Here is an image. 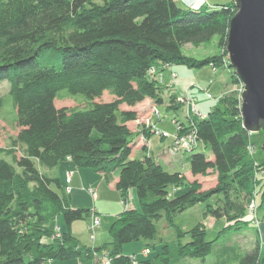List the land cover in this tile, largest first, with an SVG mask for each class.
I'll use <instances>...</instances> for the list:
<instances>
[{
	"label": "trees",
	"instance_id": "obj_1",
	"mask_svg": "<svg viewBox=\"0 0 264 264\" xmlns=\"http://www.w3.org/2000/svg\"><path fill=\"white\" fill-rule=\"evenodd\" d=\"M235 12L233 0L199 9L182 8L175 0H0V84H9L7 97L19 128L14 147L0 149L12 159L0 158V264L72 259L101 264V256L110 264H139L123 254V245L140 240L147 241L144 248L150 253L158 243L163 250L142 264H187L212 255L214 241L206 240L201 224L186 232L178 229L177 238L186 241L177 239L174 253L158 231L161 218L170 226L176 214L213 198L205 216L226 218L233 226L252 222L246 209L255 189L264 203V161L252 158L254 145L242 124L238 96L228 94L204 117H187V124L174 118L183 131H197L199 142L191 152L202 146L210 153L190 154V173L216 176L214 187L201 191L194 180L181 195L174 194L185 183L181 171H167L150 156L131 159L136 142L129 123L139 117L126 109L145 99L161 103L164 87L157 69L172 65L199 68L224 60L231 84L239 85L226 54L196 59L181 51L184 43L198 46L213 37L226 48ZM104 92L113 98L94 102ZM77 95L90 102L85 107L54 104ZM176 99L169 97L173 109L179 108ZM150 132L147 127L141 131L145 137ZM66 159L109 182L118 171L114 188L122 201L135 192L139 207L123 206L109 227L111 241L99 247L83 246L70 231L90 210L72 208L59 180L42 172ZM259 170L263 175L255 176ZM57 216L66 229L44 242L42 237L56 233L46 225ZM229 249L217 252L226 258L221 264L228 263ZM245 262L264 264V254L256 249Z\"/></svg>",
	"mask_w": 264,
	"mask_h": 264
},
{
	"label": "rangeland",
	"instance_id": "obj_2",
	"mask_svg": "<svg viewBox=\"0 0 264 264\" xmlns=\"http://www.w3.org/2000/svg\"><path fill=\"white\" fill-rule=\"evenodd\" d=\"M181 51L186 56L196 58V59H204L206 57H210L213 55H227L226 48H223L222 46L218 45L217 37H213L211 40H209L206 43H202L198 46L193 45L192 43H184L181 46ZM223 59V57H222ZM229 62V61H228ZM228 64L222 60V63L219 65H213V64H206L199 68L195 67H188L185 65H180L179 67V73L178 78L181 80H185L186 86L183 89L182 92H180L181 95H179V98H183V93H187L188 88L190 86H193L199 91L207 90L211 96H207L209 98L212 97V99H203V96L200 94L198 96V104H197V110L200 111L203 116H205L209 111H211L214 107L219 106L220 99L227 96L228 94H234L237 96V88H239L238 85L231 84L230 81V70L227 66ZM171 67V66H169ZM228 67V68H226ZM217 70V71H216ZM160 76V75H159ZM224 80L228 82L226 86H224ZM215 83L214 85H210L211 83ZM196 83V84H195ZM219 83L223 86L225 92L218 97V90L217 87L219 86ZM199 85V86H198ZM202 89H201V88ZM8 91H9V84L7 82H3L0 84V99L3 101V106L0 108V149L3 148H13V142L16 139V136L18 134L19 128L15 125L13 122V116L11 112V106L8 101ZM204 92V91H203ZM194 94H197V91L193 92ZM163 98L161 103H154L155 105H158V108L160 110V113L164 115V122L161 123V127L165 129H169L171 127L170 122L173 123V117L180 118L181 121H185V118L190 115L194 119H198V115H195L191 111L190 106H186V104L182 105L180 108L173 109L172 106L165 107V104L168 102V95L167 93H162ZM207 95V94H206ZM192 97V96H189ZM218 97V98H213ZM113 97L109 95L108 92H104L103 95L100 98L94 99V102H108ZM195 100L196 98L193 97ZM164 99V101H163ZM241 102V97L239 98ZM90 100L85 98L82 95H77L73 99H61V100H55L54 104L57 108L60 107H85L87 103H89ZM177 103V102H176ZM175 103V104H176ZM144 103L141 105L138 111H144V108H147L143 115L141 116V119L134 125H131V128L135 130L136 127L139 126H153L152 128V135H151V146H153V149H156L160 146V143H163L161 138H165L164 144L168 143V140H166V136L163 134V130L157 129L156 124L151 120L149 108L146 107ZM170 104V103H169ZM172 104V103H171ZM178 104V103H177ZM152 106V105H151ZM178 105H176L177 107ZM150 107V106H149ZM153 107V106H152ZM152 109V108H151ZM157 110V108H153L151 111V114L154 115V110ZM156 117V115H154ZM175 125V124H174ZM177 125L174 128V133L177 131ZM167 133V132H166ZM169 137L171 136V133H168ZM172 135V136H173ZM144 136V135H143ZM160 136V137H159ZM133 142H136L137 136L136 134H133L132 137ZM173 140V138H172ZM251 142L254 145V152L252 153V158L256 160L257 162H263L264 161V153L261 149L262 144L264 143V131L259 130L258 132L251 133ZM253 145L251 147H253ZM21 147L18 144L15 147L16 154L19 155L21 152ZM196 152H204L205 154H210L208 151H205V149L200 146L198 149L194 150L193 152H185L183 155H185V158L182 160L183 167L179 166V169L182 171L183 179L185 180L184 185L178 186L177 189V195H181L185 193L188 190V185L193 182L194 180L198 181L201 185V191L208 190L215 186L216 184V176L215 174H208L206 176H193L191 173L184 174L183 170L187 171L186 169H189V163L187 162V157ZM143 150L135 148L132 151L131 159H140L143 155ZM0 158L5 159L6 161L12 163V159L10 155L0 154ZM255 161V162H256ZM257 167V163L255 164ZM81 169V168H80ZM88 170L90 176L82 178L74 177L73 183L71 185H68L64 187V195L66 196L68 203L70 206H72L74 209L82 208V209H88L92 208V198L95 200L97 195L95 197H92L91 193L89 192L90 189L96 190L97 193H99L100 199L99 201V207L94 210L98 215L100 216L101 221V231L103 232V239L102 244L106 242H110V234H109V227L110 223L108 221V218H106L107 215H104L105 213L108 214L109 212L115 211V207L117 203H113L114 197L117 196V193L115 190H111L106 192L105 190H98V175L94 174L92 170L89 168H82ZM43 172H46V169H42ZM259 175H263V171L259 170L257 171ZM72 174L71 171L66 172V179L70 177ZM94 174V175H93ZM114 176L118 175V171H116ZM96 176V177H94ZM100 180L101 177H100ZM104 182H106L104 180ZM68 183V182H67ZM107 183V182H106ZM86 189V190H85ZM170 192H173L172 188H169ZM255 190H253L254 192ZM91 195H89L88 193ZM256 195L255 197H251V200L248 202V204L256 203V209H257V217L259 219L258 226L256 224L245 223L240 225H231L232 223H229L226 218H214L210 215L205 216L204 213L206 212L207 205H213L215 200L213 198L208 199L205 202H200L186 210H184L181 213H178L173 218V224L168 225L164 218H161L157 222L158 231L161 233V237L164 238L167 243L172 244L173 247L171 249H175V252L177 251V239L180 240L182 243H185L186 240L185 237H179L177 238V232L176 230H181L182 232H186L193 227H195L198 224H201L204 226L205 232H206V240L208 241H214L213 248H212V255H209L206 257L204 261H201L200 259L196 260H188L187 264H221V260L223 257L217 256V252L220 253L221 248L224 246H228L230 248V254H229V261L226 264H249L245 262V258L247 255L254 254L256 252H259V254H264V203L262 205L261 203V197L260 194L257 192H254ZM131 198L127 197L125 201H123L127 208L136 207L138 208V201L135 195L134 190L130 191ZM253 198V199H252ZM129 200V201H128ZM118 203V209L122 210L123 206L125 204H122V199L117 198ZM247 204V205H248ZM250 206V205H249ZM101 209V210H100ZM247 210V209H246ZM91 213V212H90ZM88 217L82 220L74 221V227H73V234L83 246L90 247L93 243V239L97 237V227L94 228V230L91 232L90 229H88V226L90 222L87 224ZM87 224V225H86ZM59 225L60 229H64L63 225V218L62 216H57L53 220L49 221L46 225L49 229H55L56 226ZM96 229V231H95ZM59 235L58 230L56 229V233H53L51 237H42L41 240L44 242H50L53 239H55ZM147 241H137V242H131L128 244L123 245V249L126 254L130 256H134L137 258V260L140 262L139 264H142L141 262L145 261L146 259L152 258L154 255L161 253L163 251L161 249L160 243H158L155 247V249H151V253L149 250V254L147 256L143 255L144 247L146 246ZM101 243V242H97ZM101 245V244H97ZM171 253L172 250H171ZM102 257V256H101ZM101 259V258H100ZM226 258L223 259V261ZM74 261V260H73ZM55 262V261H52ZM50 264L48 261L42 263V264ZM75 264V263H72Z\"/></svg>",
	"mask_w": 264,
	"mask_h": 264
},
{
	"label": "crops",
	"instance_id": "obj_3",
	"mask_svg": "<svg viewBox=\"0 0 264 264\" xmlns=\"http://www.w3.org/2000/svg\"><path fill=\"white\" fill-rule=\"evenodd\" d=\"M175 1L182 8H185V9H199V8L206 7V6L210 7V6L222 5V4L228 3L231 0H175ZM179 67H181V66L180 65H172L171 67H166L165 69H157L158 74L161 76V79H160L161 86L164 87V91L163 92L167 93L168 99H169L170 96H173V97L177 98L179 95H181L180 92L183 91V89L185 88V86L187 84V83H185V80H181V79L178 78ZM173 73L176 75L175 77H172ZM214 84L215 83L213 82L210 85L212 86ZM227 84H228V82L226 80H224V86H226ZM202 90L204 92L203 91H199V89H197V88H195L193 86H190V88H188V90H187V93H183V94L186 95V96L195 97L196 98V107H197L198 100H199L198 96L200 94L203 96V99H207V100L208 99H212V97L211 98L207 97L206 94H209L211 96V94L207 90H204V89H202ZM217 90H218V97L225 92L223 86L220 83H219V86L217 87ZM195 91H197V94L193 93ZM161 96L163 98V95H161ZM218 97H213V98H218ZM163 101H164V99H163ZM168 102H169V100H168ZM144 103H146L145 104L146 107L149 108L151 120H153V122L156 124L157 129L163 130V131H165L167 133H171V136L169 137V134H168V136H166V140H168L167 144H164L165 138H161L163 143H160V146L158 148L153 149L152 148L153 146H151V143H150V140L152 138L151 135L153 133L150 132L147 135V137H145L146 134L144 135L143 133H141L142 129H144V126L141 125L139 127H136L135 130L132 128V130L135 132V134H138L135 148L142 149L143 152H144L140 159H142L144 156H150V157H153L156 162L160 163L167 171H170V172L181 171L179 169V166L183 167L182 160L185 158V155L178 154L175 157H170V156H168L166 154V150L171 146V144L173 142L172 135L174 133L175 125L172 124V121H171L170 122L171 127L169 129H165V128L161 127V123H163L165 121L164 120L165 118H164V115H162L160 113V110L158 108V105H160V104L155 105V104H153V101L151 99H145L143 102L137 104L136 106H134V107H126V109L136 111L138 113L139 119H141V116L143 115L142 113H144L147 108H144V111H138L139 108H137V107H140ZM170 105L171 104H169V103L167 104L166 103L165 107H170ZM176 105H178L179 108L182 106L180 104H176ZM154 107L157 108V111L159 113V118H157V117H155L154 115L151 114V111L153 110ZM174 118H176V117H173L172 120H174ZM186 118H185V121H181L180 118H177L175 120L179 121L180 123L184 122V123L187 124V122H188L187 120L188 119H186ZM190 118H191V120H196V119H194L191 116H190ZM139 119L134 121V122H132V123H129V125L130 126L134 125L135 123H137L139 121ZM144 147H146V149ZM209 158H211V156ZM186 170L187 171L183 170L184 174L190 173V169L187 168ZM67 171H71L72 172L68 183L66 182V172ZM42 172H43V170H42ZM43 173L45 175H47L48 177L57 178L59 180L61 186H62L63 193H64V187H66L68 185H71L73 183L74 177L78 176L79 178H82V180H83L84 177H87L88 175L90 176L88 170L82 169V168L80 169V168L76 167L74 165V163L71 161V159H66L65 161L59 163L56 167H54L52 169H46V172H43ZM93 173L98 175V177H99L98 180H96V182L98 181V190H105L106 192L110 191L109 189L115 190L114 183H115V181L117 179L116 175L114 176V179L111 182H109L102 175H100L98 173H95V172H93ZM94 177H96V176H94ZM100 177H101L102 180H100ZM104 180L107 183L104 182ZM116 193H117V196L114 197V201H112L113 203H117V205L114 206L115 207V211L109 212L108 214H106V213L104 214V215H107L106 218H108V221H109L110 225L117 218V216L124 211V208L122 210H117L118 209V203H119V202H117V198H120V200H121V195H120V193L118 191H116ZM174 194H177V190L174 191ZM96 199L97 200L100 199L99 193H97ZM96 199L94 200L92 198V201H93L92 205L93 206H92V208H88L90 210V212L93 211V210H99V209H97V207L101 206V205H99V201H97ZM89 217L90 216H88L87 224L89 223V219H90ZM63 225H64V229L63 230L60 229L59 225H57L56 228L52 229V230H56L57 229L58 232H62V231H64L66 229L64 221H63ZM73 225H74V222L70 226V231H71L72 234H74L73 233V227H74ZM96 229H97V237H95V239H93V243H92V245L90 247H99V246L103 245L102 244V242H103L102 240L105 239V237L103 238V232L101 231V221H100V225L97 226ZM96 229H95V231H96ZM97 242H101V243H97ZM97 244H101V245H97ZM123 254L128 255V254L125 253L124 249H123ZM72 263L80 264L77 259H72V260H69V261H62V262H60V261H55V262L51 261L50 262V264H72Z\"/></svg>",
	"mask_w": 264,
	"mask_h": 264
},
{
	"label": "water",
	"instance_id": "obj_4",
	"mask_svg": "<svg viewBox=\"0 0 264 264\" xmlns=\"http://www.w3.org/2000/svg\"><path fill=\"white\" fill-rule=\"evenodd\" d=\"M226 51L243 85L240 114L249 133L264 124V0H233ZM264 153V143L261 146Z\"/></svg>",
	"mask_w": 264,
	"mask_h": 264
},
{
	"label": "built area",
	"instance_id": "obj_5",
	"mask_svg": "<svg viewBox=\"0 0 264 264\" xmlns=\"http://www.w3.org/2000/svg\"><path fill=\"white\" fill-rule=\"evenodd\" d=\"M228 59V57H227ZM151 73H156V70L154 68H152L150 70ZM176 75L173 73L172 77H175ZM159 80L161 79V76L158 77ZM239 88H237V96L240 98L242 91H243V85L242 83H240ZM207 96L210 97L209 94H207ZM177 103H181L182 105L186 104V106H190L191 107V111L193 114L198 115V117H204L198 110L196 107V100L193 97H189V96H184L183 98H179L177 97L176 99ZM154 115H156L157 118H159V113L158 111L155 109L154 110ZM187 117L190 118V115H188ZM173 123L175 124V126L177 125V131L176 133L172 136L173 137V142L171 144V146L166 150V154L170 157H175L178 154H184L185 152L189 153L191 152L194 148L197 147L198 145V136H197V131L194 128H191L187 131H183V127L176 121H173ZM147 128L150 129V131L152 130L153 126H146ZM152 132V131H151ZM163 134L165 136H168V133L163 132ZM250 151L252 152V147H250ZM259 175L258 172H256L255 176ZM70 177H68L66 179V182H69ZM89 192L91 193L92 197H95L97 195L96 190L94 189H90ZM254 192H257V189H255ZM253 192L252 197H255V193ZM129 199L130 196L128 195ZM253 199V198H252ZM129 201V200H128ZM253 200H251L252 202ZM124 202L122 201V204ZM127 203V202H125ZM124 203V204H125ZM250 205V206H249ZM125 209H127V205L125 204L124 206ZM129 208V207H128ZM247 214L248 216L251 218L252 222L254 224H256L258 226L259 224V219L257 217V209H256V203H251L247 205ZM90 219L89 222L91 224V226H88V229H90V231L92 232L94 230V228H96L97 226L100 225V216L98 215V213L96 211H91V214L89 215ZM149 254V250L147 248H144L143 251V255L147 256ZM132 259L134 260V256H132ZM110 258L107 256H103L100 259L101 264H110ZM50 261H48L49 263Z\"/></svg>",
	"mask_w": 264,
	"mask_h": 264
}]
</instances>
